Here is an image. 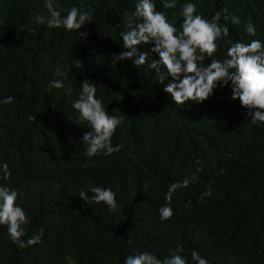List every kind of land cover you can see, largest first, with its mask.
I'll return each instance as SVG.
<instances>
[{
  "label": "trees",
  "instance_id": "trees-1",
  "mask_svg": "<svg viewBox=\"0 0 264 264\" xmlns=\"http://www.w3.org/2000/svg\"><path fill=\"white\" fill-rule=\"evenodd\" d=\"M137 2L54 0L64 10H93L78 30L88 33L83 39L37 24L38 13L48 14L44 0H0V167L6 162L11 171L9 179L0 171V185L18 191L16 204L30 221L21 239L43 229L39 243L21 249L0 225V264H123L142 252L163 260L178 248L187 264H197L193 251L209 264H264V124L253 125L250 110L231 99V82L202 103L176 105L164 91L171 77L160 83L148 66L159 60L153 44L137 46L150 54L143 66L113 63L112 54L124 50L119 33L143 22L133 16ZM187 2L207 19L216 11L238 17L239 24L226 22L228 40L264 42V0H177L172 10L154 0L177 28ZM249 20L255 36L246 32ZM219 45L205 64L225 57L229 45ZM58 64L72 71L64 88L49 92ZM84 80L95 84L109 115L123 116L111 141L123 145L119 152L86 153L90 128L77 124L72 107ZM192 177L172 193L174 215L161 220L171 184ZM93 186L116 193V211L80 199ZM209 187L212 195L202 198Z\"/></svg>",
  "mask_w": 264,
  "mask_h": 264
},
{
  "label": "clouds",
  "instance_id": "clouds-1",
  "mask_svg": "<svg viewBox=\"0 0 264 264\" xmlns=\"http://www.w3.org/2000/svg\"><path fill=\"white\" fill-rule=\"evenodd\" d=\"M161 4L163 9L172 10L177 7V0H161ZM44 6L48 14L38 13L35 20L37 24L48 28L63 27L67 31H78L93 20V10L81 11L76 6L64 10L61 5L54 4V0H44ZM62 11H66V15H62ZM133 16L143 22L134 25L130 21L126 29L119 33L124 50L120 54H112L110 59L113 63L130 60L136 68L143 66L150 59V54L138 52L137 46L142 43L153 44L151 52L158 54L159 60L151 59L148 66L156 71L160 83L171 77L164 91L171 95L176 105H184L188 101L202 103L212 95L215 88L228 86L231 82V99H238L242 107L250 110L247 115L251 117L253 125L258 122L264 124V42L257 39L250 43L228 40L230 31L226 22L231 19L232 23L239 24L238 17H229L223 15L222 11H216L211 19H207L202 13H198L196 4L187 2L181 5L182 23L177 28L175 21L169 20L165 11L157 10L154 0H138ZM222 19L225 21L223 24ZM245 27L248 35H256L255 26L250 20ZM78 35L86 39L88 33L78 31ZM220 40L229 45L225 57L211 59L210 63L205 64L206 56L212 58L218 52ZM65 68L66 71L63 70ZM162 68L164 72L161 71ZM71 71L70 67L58 64L54 71L58 78L49 81L46 90L51 92L52 89L64 88V81ZM96 92L95 84L84 80L79 98L72 103L73 109L78 113L77 124L87 122L90 128L82 137L90 158L100 151L111 155L123 148L122 144L114 147L111 143L117 127L123 123V116L109 115L102 98L96 97ZM68 94H71L70 88ZM13 99L9 96L3 102L12 103ZM0 171L3 172V179L11 177L6 162L2 164ZM220 171L223 173L224 170ZM193 179L194 177L185 178L171 184L165 194L167 204L159 209L161 220H168L174 215L170 206L172 193L179 188H187ZM89 190L92 196L89 197L82 190L80 199L97 204L103 202L110 211L117 210L116 193L110 188L93 186ZM211 195L209 187L202 193V198ZM17 198L18 191L0 185V225L7 226L11 241L23 249L39 243L43 229L26 242L21 239L26 234L23 225L30 221L25 210L16 204ZM181 251L179 248L170 250L171 254L163 260L150 252H142L127 256L123 264H187L186 259L179 254ZM191 256L197 264H209L197 251H193Z\"/></svg>",
  "mask_w": 264,
  "mask_h": 264
}]
</instances>
